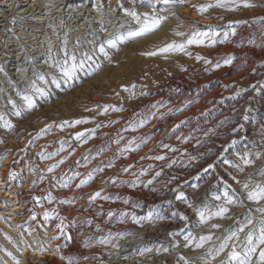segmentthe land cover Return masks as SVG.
<instances>
[{
    "label": "rangeland",
    "instance_id": "374dc122",
    "mask_svg": "<svg viewBox=\"0 0 264 264\" xmlns=\"http://www.w3.org/2000/svg\"><path fill=\"white\" fill-rule=\"evenodd\" d=\"M39 1L47 9L60 2ZM250 3L69 0L61 16L46 10L41 25L13 8L0 36V264H110V256L119 264H221L232 243L259 228L264 201L248 200L247 192L264 183V0ZM132 11L141 20L144 13L166 19L110 46L139 28ZM194 32L216 33V43L159 51ZM13 49L24 55L7 70ZM65 53L84 60L72 79L56 67ZM225 191L234 195L228 212L201 223L198 213L215 212ZM248 219L239 242L216 254ZM144 232L150 238L128 257L121 241ZM202 235L212 239L198 248ZM258 257L259 250L253 264Z\"/></svg>",
    "mask_w": 264,
    "mask_h": 264
},
{
    "label": "snow or ice",
    "instance_id": "6c2138e0",
    "mask_svg": "<svg viewBox=\"0 0 264 264\" xmlns=\"http://www.w3.org/2000/svg\"><path fill=\"white\" fill-rule=\"evenodd\" d=\"M151 2V0H149ZM174 2H183V0H164V3H174ZM235 5L236 7H239L240 4H243L244 7H252L253 5L250 3V0H217V6L224 7L225 5ZM213 5L207 4V5H201L200 11H206L207 8L212 7ZM129 15H131L133 18L136 19L137 23L140 25L139 28L135 31H130L126 34L122 33L116 36L113 39H109L107 43L115 47L117 45L118 41H124L131 37H138L146 35L155 29L159 28L161 25V22L166 19V17L162 16H156L144 13L143 14V20H141V16L138 15L135 11L129 12ZM237 23H240L239 21ZM178 35H182V33H178ZM216 33H208V32H194L192 36L185 42L181 44H176L175 42L168 44L162 48L159 49L160 52H168V51H184L187 45L190 44H202L204 43L205 39H209L211 43H216ZM232 35H235V30L233 29ZM228 33L224 34V38L227 39ZM66 43V40H65ZM100 52L107 55V52H105V48L103 45L100 46ZM155 52H148L146 55H155ZM66 59L63 62H58L56 64V67L60 69V71L63 73V76L68 79H72L76 76V72L78 69L83 68L84 66V60L81 59L77 61V58L75 55H72L70 57L67 56V53H65ZM88 59H91V57H87ZM199 58V57H198ZM226 64L231 63V60H225ZM219 67V64L216 65ZM43 79V77H41ZM53 83H56L55 79L53 80ZM37 91H41V89H37ZM25 100L27 102L28 108H32L35 106L34 100L31 96H25ZM16 115H19V112L15 113ZM0 119H3V116L0 115ZM247 119V117H245ZM82 121L77 120L73 123H81ZM67 123V122H65ZM6 127H11V124L9 122H5ZM82 134L78 133L77 138H80ZM247 155V154H246ZM257 156L259 153L256 154ZM157 159H162V157H157ZM245 164H250L252 161L250 159L245 158L244 159ZM211 167V166H210ZM51 171V169H49ZM261 175H264V171L260 173ZM14 176L15 173H12ZM159 175V173H157ZM92 177L89 176L88 179L90 180ZM87 183V181H81V184ZM151 183V181H149ZM80 185H78L79 187ZM245 189H249V183L244 184ZM100 193L97 192L92 197V199H95L97 196H99ZM184 193H180V197H182ZM178 197V198H180ZM49 199H51V196H49ZM216 199H221L220 196H217ZM247 199L255 202L264 201V183L261 182H255L252 184L250 190L247 192ZM223 200L224 204L219 206L218 209L215 212H210L208 209L201 210L198 215L200 217V222L204 223L207 220L211 219L212 216H224L225 213L228 212L227 205H230L234 201V195H229L228 191H225L223 193ZM257 211L264 213V208H258ZM112 213H109V216H111ZM123 215V213H122ZM45 216H48V213H45ZM253 223L252 219H248L246 224L242 225L240 228H238L235 231H231L229 235L224 237L220 245L215 249L216 254H219L220 252H223L225 248L229 247L230 242L233 240L239 242V233L244 231V228L248 225H251ZM213 227H220L218 224H214ZM194 237H192V234L189 233L188 236L185 237V240L188 243L194 242ZM212 236H200L199 242L196 243V247H203L204 242L211 240ZM109 239H102L100 243H108ZM87 246V245H85ZM259 250V257L257 264H264V218H261L259 220V228H251L247 232L246 236L244 237V241L242 243H232L231 244V251L228 253L226 257V261H221V264H253L252 257L254 254L257 253ZM146 251H151V249H146ZM167 251V249H165ZM17 264H19V261H17ZM69 264H72V261H69ZM207 264V262H206Z\"/></svg>",
    "mask_w": 264,
    "mask_h": 264
},
{
    "label": "bare ground",
    "instance_id": "6f19581e",
    "mask_svg": "<svg viewBox=\"0 0 264 264\" xmlns=\"http://www.w3.org/2000/svg\"><path fill=\"white\" fill-rule=\"evenodd\" d=\"M57 1V0H56ZM67 1L69 0H60V2H55L53 3L55 6L48 8L46 7V5L44 6L43 3L39 0H20L19 4H17L18 7L21 8V10L18 11V13H22L24 16V20H30L32 22V24H38L41 25L43 24V22H45V18L43 17V15L46 13L45 11L48 10L50 13H52V15L54 16H61L60 13L62 11L61 6L64 5ZM16 3V2H15ZM14 3L10 0H0V36L2 34L3 28H6V26L9 24V18L14 11ZM51 15V17H52ZM63 16V15H62ZM123 17V16H122ZM56 19V18H55ZM116 19V18H115ZM49 20V19H48ZM119 20H123V19H119ZM19 21V20H18ZM29 21V22H30ZM51 21V20H50ZM62 21V20H61ZM47 22V20H46ZM64 23V22H63ZM31 24V25H32ZM79 24V23H78ZM91 24V23H90ZM107 24V23H106ZM21 25V24H19ZM37 25V26H38ZM33 26V25H32ZM61 26V25H59ZM17 27V26H16ZM34 27V26H33ZM37 29H39L38 27H35ZM41 28V26H40ZM16 30V29H15ZM21 31V29H20ZM18 31V32H20ZM37 31V30H36ZM62 31V30H61ZM38 32V31H37ZM22 33V32H21ZM23 33H26L25 31ZM36 33V32H35ZM39 33V32H38ZM28 34V33H27ZM31 34V32H30ZM37 34V33H36ZM50 34V33H49ZM8 36V35H7ZM35 36V35H34ZM44 37V36H43ZM9 38V37H8ZM28 38V37H27ZM37 38V37H36ZM23 39V38H22ZM12 40V39H10ZM26 40V39H24ZM30 40V39H29ZM17 41V40H16ZM40 41V40H39ZM25 42V41H24ZM23 42V43H24ZM16 43V42H15ZM39 43V42H38ZM20 44V43H19ZM18 44V45H19ZM29 44V43H27ZM41 44V43H40ZM52 44V43H51ZM25 45V44H23ZM10 46H13L10 44ZM31 46V44H30ZM36 46V45H35ZM14 47V46H13ZM16 47V46H15ZM20 47V46H19ZM40 48L43 49V47L41 45L39 46ZM4 44L2 43L1 39H0V61L2 62L1 58H4L3 54H4ZM27 48V47H26ZM29 48V47H28ZM34 48V47H33ZM47 48V47H46ZM20 50V49H19ZM37 50V49H36ZM40 50V49H39ZM18 51V50H17ZM16 49L12 50V57L13 59H11L8 63L5 61V63H7V65H5V67L7 66V70H13L15 69L16 65L18 62L21 61V58H23V55H21L20 52H17ZM30 51V50H29ZM35 51V50H34ZM33 51V52H34ZM41 51V50H40ZM40 51H37V53L39 54ZM45 52V51H44ZM43 54V52H41ZM31 54V53H30ZM37 55V54H36ZM28 56V55H27ZM45 56V55H44ZM43 56V58H44ZM30 57V56H28ZM27 57V59H28ZM33 57V56H32ZM37 57H41V55H37ZM8 58V57H7ZM36 58V57H35ZM37 59V58H36ZM25 61V60H24ZM21 63V62H20ZM12 74V73H11ZM205 103L207 100H204ZM203 101V103H204ZM202 103V104H203ZM204 105V104H203ZM208 226V225H207ZM145 228V227H144ZM143 228V229H144ZM206 229V228H205ZM146 230V229H145ZM143 230V231H145ZM155 230V229H154ZM142 232V231H141ZM153 232V231H152ZM140 233V232H139ZM145 234L142 235H132L131 237H128L127 239H125L124 241H121V249L123 250L124 253H126V255L128 256V253L133 249V247L136 245V243H138L139 241H141L142 239H145L146 237H148V239L150 238L149 236L151 235L149 232H144ZM150 234V235H149ZM144 243V242H143ZM38 254V252L36 253ZM103 254V253H102ZM107 255V254H106ZM110 256V255H109ZM104 257V256H103ZM129 257V256H128ZM109 258V257H108ZM110 264H119L122 260V258H117V256H110ZM136 259V258H135ZM129 260V259H128ZM107 261V260H106ZM125 262V261H124ZM136 262V261H134ZM125 264V263H124ZM147 264H156V260L152 259L151 261L147 262Z\"/></svg>",
    "mask_w": 264,
    "mask_h": 264
}]
</instances>
